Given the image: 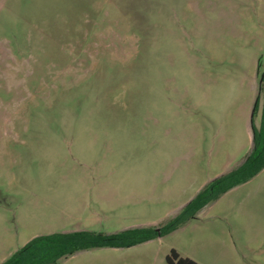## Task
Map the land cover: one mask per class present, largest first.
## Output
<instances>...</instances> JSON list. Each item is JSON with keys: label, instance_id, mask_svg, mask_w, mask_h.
<instances>
[{"label": "rangeland", "instance_id": "rangeland-1", "mask_svg": "<svg viewBox=\"0 0 264 264\" xmlns=\"http://www.w3.org/2000/svg\"><path fill=\"white\" fill-rule=\"evenodd\" d=\"M263 71L264 0H0V263L36 236L173 218L249 153ZM226 193L57 264H264V168Z\"/></svg>", "mask_w": 264, "mask_h": 264}, {"label": "trees", "instance_id": "trees-1", "mask_svg": "<svg viewBox=\"0 0 264 264\" xmlns=\"http://www.w3.org/2000/svg\"><path fill=\"white\" fill-rule=\"evenodd\" d=\"M258 92L262 98L259 124L254 125L259 109L257 97L251 121L252 146L243 163L207 183L175 217L167 220L157 229L132 228L111 234L86 230L40 235L31 238L0 264H57L61 259L81 251L120 249L140 245L166 236L185 225L206 205L216 201L230 189L246 183L264 168V76L261 82L259 80ZM165 262L166 264H197L189 259L180 258L173 250L166 257Z\"/></svg>", "mask_w": 264, "mask_h": 264}, {"label": "crops", "instance_id": "crops-1", "mask_svg": "<svg viewBox=\"0 0 264 264\" xmlns=\"http://www.w3.org/2000/svg\"><path fill=\"white\" fill-rule=\"evenodd\" d=\"M256 76H257V75H256ZM254 81H255V82H254ZM254 81H253V84H252V90H256V89L259 90V84L257 83V77L255 78ZM260 110H261V109H260ZM258 111H259V109H258ZM254 122H255V121H254ZM250 124H251V123H250ZM254 125H255V123H254ZM255 126H256V125H255ZM251 132H252V130H251ZM251 141H252V133H251ZM244 160H245V157H244L243 160L240 162V164H242ZM240 164H239V165H240ZM239 165H238V166H239ZM238 166H237V167H238ZM262 170H263V169H262ZM262 170H261V171H262ZM261 171H260V172H261ZM228 172H229V171H228ZM260 172H259V173H260ZM225 173H227V172H225ZM225 173H223V174H225ZM259 173H258V174H259ZM223 174H221V175H223ZM258 174H257V175H258ZM219 176H220V175H219ZM217 177H218V176H217ZM253 178H254V177H253ZM253 178H252V179H253ZM252 179H250V180H252ZM250 180H249V181H250ZM249 181H247L246 183H248ZM209 182H210V181H209ZM209 182H207V183H209ZM207 183H205V185H206ZM246 183L241 184V185H238V186L232 188V190H235V189L241 187L242 185H245ZM205 185H204V186H205ZM204 186H203V187H204ZM203 187H201V189H202ZM201 189H200V190H201ZM200 190H199V191H200ZM232 190L230 189V191H232ZM199 191H198V192H199ZM198 192H197V193H198ZM226 194H227V193H224V194H223L222 196H220V197H223V196L226 195ZM194 197H195V196H194ZM194 197H193V198H194ZM193 198H192V199H193ZM192 199H191V200H192ZM191 200H190V201H191ZM217 200H218V199H217ZM217 200L214 201V202H212V203H210V204L216 203ZM210 204H208V205H210ZM208 205H206L205 207H208ZM184 206H185V205H184ZM184 206H183V207H184ZM183 207H182V208H183ZM205 207H204V208H205ZM182 208H181V209H182ZM204 208H202V209L196 214V217H195V218H198V216L201 214V212H203V209H204ZM179 212H180V211H179ZM179 212H178V213H179ZM175 216H176V215H175ZM175 216H174V217H175ZM160 225H161V224H159V226H160ZM132 228H146V227H132ZM132 228H129V229H132ZM180 228H181V227H180ZM180 228H178V229H180ZM178 229H177V230H178ZM125 230H127V229H125ZM177 230H175V231H177ZM79 231H86V230L83 229V230H79ZM87 231H90V230H87ZM175 231H174V232H175ZM67 232H76V231H67ZM172 233H173V232H172ZM108 234H109V233H108ZM170 234H171V233H170ZM168 235H169V234H168ZM160 238H161V237H160ZM156 239H159V238H156ZM154 240H155V239H154ZM150 241H153V240H150ZM150 241H147V242H145V243H149ZM142 244H144V243H142ZM171 250H173V249H171ZM171 250H170V251H171ZM170 251H169V253H170ZM173 251H174V250H173ZM175 252H176V251H175ZM176 253H177V252H176ZM177 254H178V253H177ZM168 255H169V254H168ZM168 255L165 256V259H166V257H167ZM178 256H179L180 258H183V259H189V258H187V257H181L179 254H178ZM189 260H191V261L197 263L196 261H194V260H192V259H189ZM165 264H166V262H165ZM197 264H199V263H197Z\"/></svg>", "mask_w": 264, "mask_h": 264}, {"label": "water", "instance_id": "water-1", "mask_svg": "<svg viewBox=\"0 0 264 264\" xmlns=\"http://www.w3.org/2000/svg\"><path fill=\"white\" fill-rule=\"evenodd\" d=\"M263 76H264V71H263L262 74H261L260 82H261V79H262ZM255 104H256V100H255L254 106H253V108H252V110H251V114H250V123H251V121H252V115H253V111H254Z\"/></svg>", "mask_w": 264, "mask_h": 264}]
</instances>
